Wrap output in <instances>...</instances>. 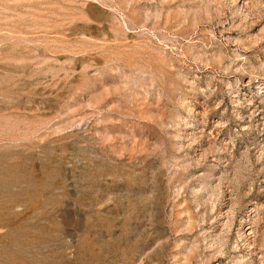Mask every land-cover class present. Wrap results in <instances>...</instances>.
<instances>
[{"label": "rangeland", "instance_id": "374dc122", "mask_svg": "<svg viewBox=\"0 0 264 264\" xmlns=\"http://www.w3.org/2000/svg\"><path fill=\"white\" fill-rule=\"evenodd\" d=\"M0 264H264V0H0Z\"/></svg>", "mask_w": 264, "mask_h": 264}]
</instances>
